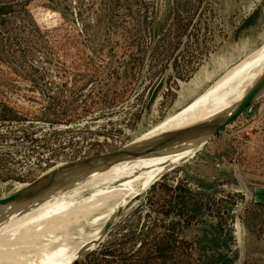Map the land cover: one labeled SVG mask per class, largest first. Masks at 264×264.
I'll return each mask as SVG.
<instances>
[{
    "label": "rangeland",
    "instance_id": "1",
    "mask_svg": "<svg viewBox=\"0 0 264 264\" xmlns=\"http://www.w3.org/2000/svg\"><path fill=\"white\" fill-rule=\"evenodd\" d=\"M259 58L264 0H0V199L64 165L129 147L176 117L187 116L182 127L204 124L244 86L231 83V72ZM217 83L230 95L207 105ZM185 152L161 160L164 173L141 184L103 237L107 222L90 219L106 208L71 226L69 246L82 264H264V203L256 200L264 96L194 155ZM148 170L133 167L100 188L74 191L83 175L64 181L51 202L86 199L58 217V202L30 210L56 211L31 228L49 234L58 219L116 198L109 192L124 189L122 198L135 187L122 180Z\"/></svg>",
    "mask_w": 264,
    "mask_h": 264
},
{
    "label": "bare ground",
    "instance_id": "2",
    "mask_svg": "<svg viewBox=\"0 0 264 264\" xmlns=\"http://www.w3.org/2000/svg\"><path fill=\"white\" fill-rule=\"evenodd\" d=\"M262 61H264V60L259 58L257 62H255L253 64H248V67H249L248 69H246L244 71L238 70V71H232L231 72V83L233 81L240 80V82L238 84V86H239L241 81L245 80V84L243 87L249 86L250 88L244 91L243 96H240L242 94V91L241 92H239V91L241 88H243V87H240L235 92V99L232 101L231 97L227 98V101L229 103L226 105H223L222 107H221V105H219L218 107H221V112L219 114L215 115L211 119H206V121L203 122L204 124L200 123L202 125H200L198 127H194V128L182 127L184 120L186 119L187 116H180V118L176 117V119L172 121L173 123L177 122L176 124H174V126H167L170 124L169 120H167L163 123L167 127L159 128L153 132H150L146 136H143L141 139H138L137 141H135L129 147L126 146L128 149L131 147H135V146L140 147V146H144V145L150 143L151 141H155L159 138H167L168 140L159 142L163 145L162 149L159 148V149L152 150L149 153L141 154L140 156H137V157L130 159V160H126V159L121 160L124 162H119V163L117 162L116 164H114L113 166H111L110 168H108L105 171L93 172L92 174H89L88 176H85L83 178L81 177L83 180L78 178L80 180L79 181L76 180L74 182V180L76 179L75 178L70 185V187L75 188V189H73L74 191H76L79 187L87 186V185H89V187L94 186V187L100 188L101 185L106 184L105 182L107 180L118 179L120 177L125 176V174L129 170H131L133 167L134 168H140V167L149 168V170L146 174L137 177V178H141V179H137V180H131L130 179L127 181V179L124 178V180H122L123 183H125L122 186H124L126 189H128L130 186H135V187H131L129 189V191L127 192V194L125 193V195L122 198L120 197V195L123 193L124 189H121L118 192L117 191L109 192V193L116 194L117 199L116 198H109L108 200L111 199L110 201L100 202V203H98L97 206L93 205V204L91 206H85L86 208H84L83 210H80V213L75 217H70V218L65 217V218L58 219L59 222L55 223L52 226V228L49 230V234H46L42 230H39V232L36 233L35 229H39V227H37L35 229L31 228V227L39 225V223H43L42 221L45 220L47 217H50V216L55 217L56 211L54 213H52L51 208L58 210L59 213L56 216V217H58L64 213V211L61 212L62 208H65V207L68 208V206H70L71 204L77 203V200L81 201V199L86 197L85 196V197L72 199V200H69V199L66 200V198H64L61 202H58L59 200L51 202V200L55 198V195H57L59 193L58 190H60L61 187L60 188L56 187V185L61 183L62 180L56 181V182L44 187V190H41L39 192H37L38 190H36V192L33 191L32 193L28 194L29 196L28 195L23 196L22 198L18 199L17 201L5 206L3 209L0 207V264H19V262H20V264H66L67 263L66 261H69L67 264H72L78 258L80 251L78 252L77 249H75L76 247L73 248V247L69 246L70 241H68V237H69L68 235L70 233L69 229L71 228V226H74V224H76L80 219L86 218L87 216L91 215L92 213H95L96 211H98L99 209L106 208V209H108V211L101 213L99 216L98 215L93 216V219H90V220H92V222H90V225H91V223L92 224H97V223L99 224L102 221H104L103 222V225H104L107 222V220H110L115 215L117 209L120 206L126 205L128 203V201L133 197V195L139 190L140 186L143 188L142 185H144V186L147 185V183H149L150 181L155 179L157 176H160L164 173L163 172L164 166L161 165V162H162L161 160H165V159L173 158V157H174V159H172V160H176L179 157H181L180 154H184V153L188 152V151L185 152V150H190L191 151L190 153L192 155H194V153L198 150V148L195 147V144H197L198 142L202 143L206 134L200 135L198 138H195V139H192V138L187 137L185 135L196 134L198 132L196 130L207 132V131L211 130L213 127H215L216 125H218L219 123H221L226 117H228L230 115V113L233 112L236 109V107L249 95V93L251 91H253L264 80V70L259 71L258 69L261 68V66L256 67L258 64L259 65L262 64ZM254 64H257V65H254ZM219 83H217L213 88H211V92L209 90V92L205 93L206 96H210V98H208V99L211 100L213 98L212 103L208 102L207 105H211V104L213 105L214 103H217L218 102L217 100L223 95H228V97H229V95H230L229 94L230 93L229 88L230 87L224 88V85L226 86L229 83L228 82L224 83V85H221V87L220 86L218 87ZM232 87H231V90H232ZM233 92L234 91H232L231 94ZM238 93L239 94L241 93V94L237 95ZM199 99H204V97H201ZM198 106H199V108L197 110H200L201 108L203 109L204 104L200 103V105H198ZM185 133H188V134H185ZM183 134H185V135H183ZM167 151H174V152L178 151V152L175 155H165L164 152H167ZM183 159H185V158H183ZM140 160H142V162H140ZM162 163H164V162H162ZM104 164H106V162L103 163V165ZM100 165H102V164H100ZM138 165H142V166H138ZM151 165H156V166H151ZM175 165H176V163H175ZM66 166L67 165H64L63 167H66ZM135 166H137V167H135ZM153 170H155V171L159 170V171L156 173V172H152ZM143 171H146V169H144ZM147 174H151L152 176L147 175ZM127 175H128V173H127ZM147 176L148 177L150 176V178L148 180H147V178H148ZM145 177H147V178L144 180ZM70 178H72V177H69L65 180H68ZM65 180H63V181H65ZM140 181H141V183H140ZM70 187L68 189H70ZM23 188L24 187H19L18 190L23 189ZM144 188H146V187H144ZM65 189L66 188L64 187V190ZM109 193H107L106 196ZM117 193H119V194H117ZM69 194L73 195L74 192L69 193ZM47 197H49V198L47 200L45 199L44 201H42L43 203H41V204L39 202L38 204H35L32 206L31 202L27 203L31 200H33L34 202H36L35 200L40 201V200L47 198ZM118 199H120V200L118 201ZM56 202H58V203L53 205L48 210L47 214L45 215L46 218L44 216H42V212H37L34 214H30V215L28 214V213H30L29 212L30 210L39 209V208L51 205V204L56 203ZM29 204L31 205V207L29 206L30 208H26V207H28ZM114 205H115V208H113ZM25 208H26V210H25ZM23 209L25 210V212ZM69 214H70V212H68V215ZM62 220H66V222L64 223V222H62ZM90 220H88V221H90ZM78 223H80V222H78ZM85 224H87V223H85ZM85 224H83V225H85ZM102 227L103 226H101V229H102ZM76 228H77V226L75 227V230H76ZM83 229L84 228H82V230L79 229V231L81 232V231H83ZM16 230H18V231H16ZM71 230H73V229H71ZM89 230H91V229H89ZM100 230H97V233H95V234H97L95 236L96 239H97L99 232H102ZM81 233H83V232H81ZM86 233H87V231H86ZM72 235H70V236L72 237ZM73 236H75V234ZM76 236H78V235H76ZM60 238H61V240H60ZM81 238H82V235H81ZM92 238L95 240L94 237H92ZM70 239H72V238H70ZM78 239H80V238H78ZM93 239H90L89 241H91ZM101 239H102V237H101ZM73 241H75V240H73ZM95 241H97V240H95ZM76 242H73V243L76 244ZM93 246H94V244H93ZM17 252L19 254H17Z\"/></svg>",
    "mask_w": 264,
    "mask_h": 264
},
{
    "label": "water",
    "instance_id": "3",
    "mask_svg": "<svg viewBox=\"0 0 264 264\" xmlns=\"http://www.w3.org/2000/svg\"><path fill=\"white\" fill-rule=\"evenodd\" d=\"M264 96V80L253 90L249 93V95L236 107V109L230 113L228 117H226L221 123L213 127L211 130L207 132H203L200 130L196 134H188L185 135L187 137H190L192 139L198 138L200 135H205L202 143L195 144V147L200 150L213 136H215L218 132H220L222 129H224L226 126L234 122L236 118H238L241 114L245 112L253 103H255L257 100H259L261 97ZM203 130V129H202ZM195 132V131H194ZM180 136V135H179ZM178 136V137H179ZM168 140L167 138H159L155 141H151L150 143L144 145V146H135L131 148H123L116 152H111L107 154H102L98 157L85 159L81 161H77L71 164H68L66 167H63L45 177H42L38 180H35L34 182L30 183L27 187L16 190L15 192L11 193L10 195L3 197L0 199V207L3 209L5 206L17 201L18 199L22 198L23 196H26L33 191L37 192L44 190V187L56 182L61 181V183L57 184L56 187H59V185H62L64 183L63 180L72 177L68 180H65V183L69 182L71 179L78 177L79 175H83V177L88 176L89 174H92L93 172H101L105 171L117 162L121 160H130L137 156H140L144 153H149L152 150L163 148V145L159 142ZM197 150V151H198ZM196 151V152H197ZM178 151H167L164 152L165 155H175ZM103 165V163H105ZM102 164V165H100ZM81 172V173H80ZM29 196V195H28ZM31 200L30 202H32ZM123 206H120L115 215L107 221V223L104 225L103 235H105L113 226L115 220L121 215V212L123 211ZM89 245L87 246V248ZM85 248V250H87ZM83 255L79 253L78 258L72 263V264H82L83 262Z\"/></svg>",
    "mask_w": 264,
    "mask_h": 264
},
{
    "label": "crops",
    "instance_id": "4",
    "mask_svg": "<svg viewBox=\"0 0 264 264\" xmlns=\"http://www.w3.org/2000/svg\"><path fill=\"white\" fill-rule=\"evenodd\" d=\"M256 194L258 195L259 198L256 200L260 203H264V189H258L256 190Z\"/></svg>",
    "mask_w": 264,
    "mask_h": 264
}]
</instances>
